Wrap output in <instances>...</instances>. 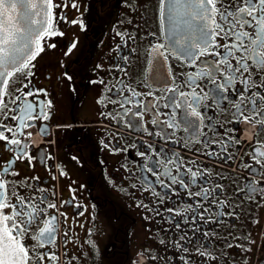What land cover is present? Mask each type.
Returning a JSON list of instances; mask_svg holds the SVG:
<instances>
[{
	"label": "flooded vegetation",
	"instance_id": "af4514ba",
	"mask_svg": "<svg viewBox=\"0 0 264 264\" xmlns=\"http://www.w3.org/2000/svg\"><path fill=\"white\" fill-rule=\"evenodd\" d=\"M54 2L58 34L41 41L31 75L12 76L6 96L31 103L34 118L0 112L15 131L5 135L21 140L0 141V170L12 162L18 174L2 177L9 196L34 197L46 210L24 243L58 257L44 264H264V157L254 153L264 151V130L235 107L245 87L246 96L264 95L255 86L264 70L249 62V72L217 91L212 79L232 73L218 65L201 76L221 57L190 62L167 46L162 0ZM17 89L34 95L25 101ZM241 107L255 115L247 102ZM41 110L47 118L35 119ZM188 169L199 173L194 184ZM169 170L188 187L171 184ZM205 188L207 200L189 196ZM198 202L203 217L187 208ZM52 217L54 242L40 248L32 237Z\"/></svg>",
	"mask_w": 264,
	"mask_h": 264
},
{
	"label": "snow or ice",
	"instance_id": "6c2138e0",
	"mask_svg": "<svg viewBox=\"0 0 264 264\" xmlns=\"http://www.w3.org/2000/svg\"><path fill=\"white\" fill-rule=\"evenodd\" d=\"M162 5H165L162 7V14L166 8L169 20L176 28L179 29L183 25L181 35L182 37L186 36V42L174 41V44L182 50L183 56L190 62L206 55L221 57L210 65L213 72L202 70L199 75L214 76L215 71H220L218 65H225L232 73L223 77L224 83H217L216 79H212L217 91L220 89L227 91V86L237 79L235 74L243 75V73L249 72L251 65H255L258 71L264 70V0H171L170 5L167 4V0H162ZM72 6L76 7L75 4ZM18 7L23 10L26 25L17 23L20 19L15 15ZM57 7H61V5L55 4L54 0H0V112H3L6 119L10 118L13 121L19 119L23 122L25 118L29 120L34 118L32 116L34 108L31 103L25 102L20 105L17 103L21 99L20 96H16L10 101L6 100V96L12 76L20 72L24 73L27 79L31 75L30 71L25 72V70L30 68L31 61L35 59L36 55L43 51L41 41L46 37L58 34L54 28L56 17L53 11ZM35 17L41 18L37 20ZM60 18L63 19L62 16ZM72 23H76V21H72ZM35 25L38 27H33ZM248 29H252V31H248ZM22 30L23 35H21ZM217 38L223 40L224 43H219ZM30 42L35 43V49L27 51V54L21 58L20 54L25 52ZM49 46L54 47V45ZM221 48L224 49L223 55L218 51ZM231 60H235V66ZM205 65L209 66L207 62ZM243 83L247 84L248 81L244 80ZM255 86L257 88L264 87V78L260 84ZM27 87V84L23 85V88ZM17 91L22 92L25 101L28 96L34 95L31 91L26 93H23L22 89H17ZM248 92L249 88L245 87L235 102L239 117L245 121L257 123L264 130V107L259 106L264 105V95L256 91L246 96L245 94ZM181 95L184 94L181 93ZM246 102L251 105L249 111L254 113V116L243 115L245 109L241 106ZM9 103L16 107L9 108ZM198 103L199 99H194L193 104ZM9 112H18L20 115L9 117ZM192 114L196 117L200 116L195 107H193ZM41 117L47 118L42 110L37 113L35 119ZM188 123L192 122L188 121ZM172 126L169 125V127ZM40 131L42 134L46 133V129L43 127L40 128ZM5 132L15 136L13 127L0 123V141L18 147L21 145V140L10 139L5 135ZM26 147L27 145H24L20 151L23 152ZM254 153L264 157V151L260 147L255 148ZM256 162L260 163L261 161L257 160ZM11 164L12 162H9L6 167L0 170V264H44L46 259L56 261L58 257L54 253L37 252L35 251L37 246H29L24 243V237L29 233L32 223L46 210L40 208L39 204L33 203L34 197H25L18 191H14L9 196L8 185L10 182L2 177L9 174L18 175L10 172ZM187 172L191 173V183L194 184L199 173L193 172L191 169H188ZM166 174L169 176L171 184L178 182L182 188L188 187L183 176H172L170 170ZM252 191H256V189L253 188ZM189 196H202L203 200H207L209 191L205 188L201 192H189ZM45 200L46 197L42 198L40 203ZM201 206L198 202L197 208H193L192 205H188L187 208L203 217L204 213L198 212V208ZM48 207L54 208L55 205L49 204ZM5 209H10V211H5ZM168 211L173 210L169 209ZM204 212H208V209L205 208ZM54 220L55 217H52L47 221L45 227L40 228L38 235L32 237V239L38 240V247L43 248L46 244L54 242L56 231L52 224ZM203 235L206 237L208 233L204 232ZM184 250L187 251L186 248ZM197 252L201 256L208 255L199 249Z\"/></svg>",
	"mask_w": 264,
	"mask_h": 264
},
{
	"label": "water",
	"instance_id": "95a60500",
	"mask_svg": "<svg viewBox=\"0 0 264 264\" xmlns=\"http://www.w3.org/2000/svg\"><path fill=\"white\" fill-rule=\"evenodd\" d=\"M167 4H171V0H167ZM165 7V5H164ZM16 16L20 17V19L17 21V23L19 25H26V21L24 20L23 18V10H21L19 7H18V10L17 12L15 13ZM182 15V13H181ZM41 17H35V19L39 20ZM163 20H164V31H165V36L167 38V41H168V46L172 47L174 50L176 51H182L179 47H177L175 44H174V41L175 40H182V42H186V36H183L181 35V30L183 28V25L180 26V28H176L169 20V16H168V13L166 11V8H165V11L163 12ZM33 27H38V25H35ZM21 35H23V30L21 31ZM21 46H23L21 44ZM36 45L34 42H30L28 44V48L25 50V52L21 53V58H23L24 55L27 54V51H30V50H33L35 49Z\"/></svg>",
	"mask_w": 264,
	"mask_h": 264
}]
</instances>
